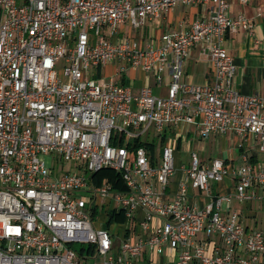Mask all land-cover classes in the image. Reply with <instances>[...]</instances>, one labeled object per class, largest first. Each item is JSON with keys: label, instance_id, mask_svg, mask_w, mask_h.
<instances>
[{"label": "built area", "instance_id": "2783aa9c", "mask_svg": "<svg viewBox=\"0 0 264 264\" xmlns=\"http://www.w3.org/2000/svg\"><path fill=\"white\" fill-rule=\"evenodd\" d=\"M256 1L263 15L264 0ZM176 3L211 10L186 31L163 34L159 46L111 39L123 24L142 28ZM231 5L0 0V264H97L98 258L100 264H142L144 255L147 264H264V230H250L240 212L229 210L234 202L264 200V161L244 154L234 167L192 153L174 198L166 194L176 171L170 127H193L201 140L231 133L264 154V95L238 90L237 68L224 46L229 31L251 32L254 24L243 13L231 17ZM197 44L213 65L203 85L182 80L183 62ZM109 63L118 65L114 75L97 82L87 77ZM127 67L158 82L168 74L166 96L148 85L135 93L115 80ZM152 132L160 145L153 157L139 145L152 142L146 139ZM105 168L121 174L125 189L96 182L93 175ZM226 177L234 190L214 193ZM189 184L210 201L191 205ZM115 213L124 221L111 219L105 229Z\"/></svg>", "mask_w": 264, "mask_h": 264}, {"label": "crops", "instance_id": "0c3cea01", "mask_svg": "<svg viewBox=\"0 0 264 264\" xmlns=\"http://www.w3.org/2000/svg\"><path fill=\"white\" fill-rule=\"evenodd\" d=\"M229 1L232 3L229 12L231 17L243 13L247 19L254 24L251 32L243 29L229 31L225 37L224 46L233 57L237 68L235 77L236 87L243 94L258 93L264 95V14L260 15L259 3L256 0L248 4H240L234 0ZM210 10L211 7L209 5L176 3L168 10L163 11L160 15L148 19L142 28L135 29L128 23L123 24L119 27L116 35L111 39L118 40L127 36L134 39L142 46L148 44L159 46L160 38L163 34L188 30L195 19L207 17ZM133 34H135L137 38L133 37ZM114 65L116 67L118 66L117 64ZM109 67L110 66H107L106 69ZM182 75V80L191 84L203 85L211 81L213 76V65L207 56L201 54L199 44L192 47L189 57L183 62ZM115 80L122 84L129 85L135 93H137L142 86L148 85L152 88L153 93L158 96H166L170 83L168 74H165L162 81L158 82L153 74H147L139 68L132 67H127L126 71L121 76H115ZM187 130L190 131L186 132ZM167 134L177 141L176 148H179L183 143L194 140V138L201 141L193 127L183 126L180 128V132H178V127H170L167 130ZM221 137L223 143L228 142V147L224 149V153H221V157L215 158H221L226 163L233 164L234 167L240 165L244 154L251 155L252 160L257 159V152L254 147L255 144L246 142V144L243 143L241 145L242 140L231 133ZM200 146L203 147L202 145ZM235 150H238L239 155H235ZM212 159L213 158L210 157H201V160L206 163L210 162ZM238 160L239 162H237ZM181 166L182 165L176 168L175 164L176 171L173 174L174 176L170 178V183L166 190L167 198L169 199L174 198L178 189V184L184 176ZM233 184L232 178L226 177L221 183L213 186V192L220 194L230 193L234 190ZM187 201L191 205L201 208L210 201V197L206 192L193 188L189 184ZM253 202L254 200L246 203L234 202L229 210L240 212L243 223L247 225L250 230H264V224L259 225L255 217L256 213L253 211ZM261 203L264 204V202ZM141 263L147 264L145 255Z\"/></svg>", "mask_w": 264, "mask_h": 264}, {"label": "rangeland", "instance_id": "374dc122", "mask_svg": "<svg viewBox=\"0 0 264 264\" xmlns=\"http://www.w3.org/2000/svg\"><path fill=\"white\" fill-rule=\"evenodd\" d=\"M133 37L137 38L135 34H133ZM107 66H110L109 68L106 69ZM107 66H105L103 69L102 68H95L93 70H90L87 77L91 78L92 74L95 75V79L96 82L99 79H102L104 77H106V75H112L115 73V65L114 63H109ZM63 67V64H58L57 65V69L59 70L60 75L62 74L61 68ZM114 72V73H113ZM66 81H68L66 79ZM156 93V92H155ZM191 138V137H190ZM221 136H212L210 139H205V140H201L199 141L198 139L194 138V140L188 141L187 143H183L179 148H176L175 151V164H176V168L180 167V165H185L186 168H188L189 164H190V155L192 153H197L199 155V157H204V158H215V157H221V153H224V149H227L228 147V142H222L221 141ZM146 139L153 140L156 144V152L158 153V151L160 150V145H159V138L157 136H155L152 132V135L146 137ZM200 145H202L203 147H201ZM176 146V144H175ZM256 150V147H255ZM235 155H239L238 154V150H235ZM257 161L262 162L264 161V154L262 153H258L257 152ZM239 162V160L237 161ZM71 162H67L65 164V169L69 170L71 168ZM174 176V175H173ZM172 176V177H173ZM261 202L264 201H256L254 200L253 202V211L256 213V219L258 220L259 225L264 224V204H262ZM116 230V229H115ZM133 237L131 236L130 239H132ZM121 244V241L118 238L114 239V245L115 248H118L119 245ZM75 248H80V245H75ZM102 258H98L97 259V264H100ZM91 261V260H90ZM94 261L92 260V262H90V264H93Z\"/></svg>", "mask_w": 264, "mask_h": 264}, {"label": "trees", "instance_id": "16d2710c", "mask_svg": "<svg viewBox=\"0 0 264 264\" xmlns=\"http://www.w3.org/2000/svg\"><path fill=\"white\" fill-rule=\"evenodd\" d=\"M142 144L148 149L151 157H153V154L155 153V149H156L155 142L152 141L148 144L139 142V145H142ZM93 177L96 178L97 183L101 182L102 180H108L112 183L114 189L116 190L125 189V184L121 178V174L112 169H109V168L102 169L101 171L95 173ZM105 216H106V213H104V217ZM111 219L119 223H122L124 221L123 215L121 213H115L112 216L110 215V220H106L105 224H103V227L105 229H110V223L112 221Z\"/></svg>", "mask_w": 264, "mask_h": 264}]
</instances>
